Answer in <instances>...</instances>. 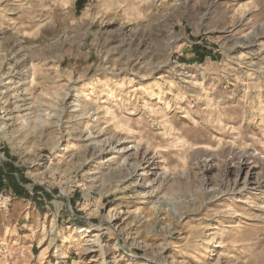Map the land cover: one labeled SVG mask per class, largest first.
<instances>
[{
	"label": "rangeland",
	"instance_id": "1",
	"mask_svg": "<svg viewBox=\"0 0 264 264\" xmlns=\"http://www.w3.org/2000/svg\"><path fill=\"white\" fill-rule=\"evenodd\" d=\"M2 127L0 264H264V0H0Z\"/></svg>",
	"mask_w": 264,
	"mask_h": 264
},
{
	"label": "built area",
	"instance_id": "2",
	"mask_svg": "<svg viewBox=\"0 0 264 264\" xmlns=\"http://www.w3.org/2000/svg\"><path fill=\"white\" fill-rule=\"evenodd\" d=\"M1 149V148H0ZM1 157V151H0ZM12 198L6 195L3 191H0V218L6 213L11 205Z\"/></svg>",
	"mask_w": 264,
	"mask_h": 264
},
{
	"label": "bare ground",
	"instance_id": "3",
	"mask_svg": "<svg viewBox=\"0 0 264 264\" xmlns=\"http://www.w3.org/2000/svg\"><path fill=\"white\" fill-rule=\"evenodd\" d=\"M156 84L158 85L159 82H156ZM80 100L83 102V99H80ZM82 102H81L80 104H82ZM181 103H182L181 100L177 101V102L175 103V108H174L173 111H176V110H178V109H181V108H182V107H181ZM78 106H80V105H78ZM152 111H154V110H152ZM5 130H6V127H2V128H0V135H1L2 133H4ZM5 135H6L7 140L9 141L10 144H12V145H14V146H15V145L17 146V144L15 143L16 138H15V136H14L13 134H11V133H9V132H6ZM126 153H127V152H126ZM56 172H57V171H56Z\"/></svg>",
	"mask_w": 264,
	"mask_h": 264
},
{
	"label": "trees",
	"instance_id": "4",
	"mask_svg": "<svg viewBox=\"0 0 264 264\" xmlns=\"http://www.w3.org/2000/svg\"><path fill=\"white\" fill-rule=\"evenodd\" d=\"M196 53H200L199 51H197ZM206 56H201V59H203V58H205ZM0 170H1V166H0ZM0 185H1V181H0ZM19 187V186H18ZM16 188L15 189V193H16V195L17 196H19V197H22L24 194H23V190L22 189H20V188ZM22 191V192H21Z\"/></svg>",
	"mask_w": 264,
	"mask_h": 264
}]
</instances>
